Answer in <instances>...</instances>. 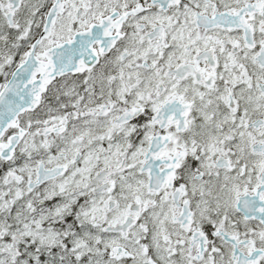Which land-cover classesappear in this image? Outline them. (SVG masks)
<instances>
[{
  "label": "snow or ice",
  "instance_id": "obj_1",
  "mask_svg": "<svg viewBox=\"0 0 264 264\" xmlns=\"http://www.w3.org/2000/svg\"><path fill=\"white\" fill-rule=\"evenodd\" d=\"M0 264H264V0H0Z\"/></svg>",
  "mask_w": 264,
  "mask_h": 264
}]
</instances>
